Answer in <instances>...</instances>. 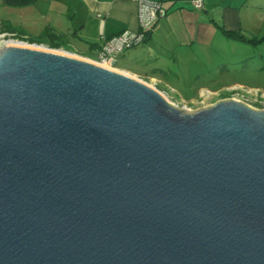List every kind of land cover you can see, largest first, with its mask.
Here are the masks:
<instances>
[{"label": "water", "instance_id": "water-1", "mask_svg": "<svg viewBox=\"0 0 264 264\" xmlns=\"http://www.w3.org/2000/svg\"><path fill=\"white\" fill-rule=\"evenodd\" d=\"M0 264H264V109L4 47Z\"/></svg>", "mask_w": 264, "mask_h": 264}, {"label": "crops", "instance_id": "crops-1", "mask_svg": "<svg viewBox=\"0 0 264 264\" xmlns=\"http://www.w3.org/2000/svg\"><path fill=\"white\" fill-rule=\"evenodd\" d=\"M152 1L165 4L166 17L154 26L142 45L116 55L108 66L136 78L154 81L164 89H167L169 75L179 77L181 74L179 70L173 73L171 66L201 64L204 56L217 47L223 50L226 43L235 48L240 43L255 46L228 37L226 32L247 40L261 37L259 32L264 36L263 29H258L264 20V0H204L201 10L194 8L192 0ZM20 9L29 15L28 19H33L30 24L26 17L22 23L24 29L42 22L41 34L52 30L65 35L71 49L92 61L98 57L103 38L141 31L140 5L136 0H37L34 5ZM253 23L256 24L254 30ZM25 36L30 35L26 33ZM236 62L242 64L243 59ZM160 63L165 64L161 67ZM185 72L191 73L189 69ZM238 86L242 87L238 84L223 87L226 96L233 95L232 89Z\"/></svg>", "mask_w": 264, "mask_h": 264}, {"label": "rangeland", "instance_id": "rangeland-1", "mask_svg": "<svg viewBox=\"0 0 264 264\" xmlns=\"http://www.w3.org/2000/svg\"><path fill=\"white\" fill-rule=\"evenodd\" d=\"M22 10L24 9L8 7L5 0H0V34L6 33L2 32V29L5 28L1 27L5 25L10 30L13 29L16 33L13 35L16 37H27L24 35L28 33L32 38H40L42 36V22L31 27L28 25V30L24 29L25 27L22 26V23L26 17L28 19L29 15L27 14L26 16ZM28 20L31 24L33 19L29 18ZM252 28L253 30L256 28L255 23H253ZM258 29H263L264 31V20L261 26H258ZM22 34L24 35L21 36ZM259 34L261 37H252L253 39L258 38L260 40L255 46L240 43L235 48V45L226 43L223 45V50L217 47V50L210 52V55L204 56L205 60L201 64L199 63L194 66H182V64H179V66H174V68L171 66L173 73L179 70L181 74L179 77H175L172 74L166 78L168 79L167 89L162 88L154 81L138 79L155 87L171 103L179 108L187 107L193 111H198L222 100L239 99L254 109L262 110L264 109V36H262V32H259ZM26 42L31 44L28 40ZM34 45L54 52L89 60L76 53L69 45L61 48H51L47 44L35 43ZM238 59H243V63L237 64L236 60ZM161 64L164 65L165 63H160L162 67ZM105 66L109 67L108 65ZM187 69L191 73H184ZM235 84L242 87H235L232 90H235L236 94L234 96L228 94L230 97H227L226 90L223 87ZM222 88V91H217Z\"/></svg>", "mask_w": 264, "mask_h": 264}, {"label": "built area", "instance_id": "built-area-1", "mask_svg": "<svg viewBox=\"0 0 264 264\" xmlns=\"http://www.w3.org/2000/svg\"><path fill=\"white\" fill-rule=\"evenodd\" d=\"M136 1L140 5V33L134 35L123 33L111 39L103 38V43L98 53V57L94 62L101 65H109L116 55L142 45L149 37L154 26L161 19L166 17L168 13V10L165 8V4L163 2L152 0ZM192 4L195 9L201 10L204 7V0H192ZM25 40L27 41V37L19 38L13 34H0V50L8 45H31ZM234 91L232 96L236 94ZM185 109L189 108L185 107Z\"/></svg>", "mask_w": 264, "mask_h": 264}, {"label": "trees", "instance_id": "trees-1", "mask_svg": "<svg viewBox=\"0 0 264 264\" xmlns=\"http://www.w3.org/2000/svg\"><path fill=\"white\" fill-rule=\"evenodd\" d=\"M37 0H5L6 5L8 7H12V8H26V7H30L32 5H34L36 3ZM3 27L5 29H2V32H10L13 34H16L13 29L10 30V28H8L7 26L3 25ZM228 37L237 39V40H241V41H245V42H249L252 43L254 45H256L257 42H259L260 40H247L245 37L232 33V32H226ZM24 34H22L21 36H23ZM25 36V35H24ZM148 39V38H147ZM28 42H30L31 44H47L49 45L51 48H61L64 47L65 45H67V41H66V36L63 34H57L52 30H48L46 33L42 34V36L40 38H32L30 36L27 37Z\"/></svg>", "mask_w": 264, "mask_h": 264}]
</instances>
